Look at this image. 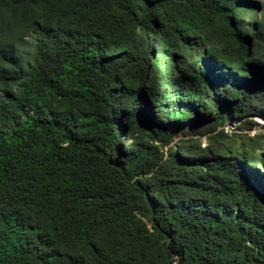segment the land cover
<instances>
[{
	"label": "trees",
	"instance_id": "obj_1",
	"mask_svg": "<svg viewBox=\"0 0 264 264\" xmlns=\"http://www.w3.org/2000/svg\"><path fill=\"white\" fill-rule=\"evenodd\" d=\"M256 117L264 0H0V264H264Z\"/></svg>",
	"mask_w": 264,
	"mask_h": 264
},
{
	"label": "rangeland",
	"instance_id": "obj_2",
	"mask_svg": "<svg viewBox=\"0 0 264 264\" xmlns=\"http://www.w3.org/2000/svg\"><path fill=\"white\" fill-rule=\"evenodd\" d=\"M259 16H261V14H259ZM255 120L257 121V124L250 130V132L252 133L254 131H264V118L263 117H256ZM234 123L228 124L227 127L232 128ZM176 134H177V136H181V135H183V131L181 129H178V130H176ZM200 140L203 144H206L208 142L205 136H200Z\"/></svg>",
	"mask_w": 264,
	"mask_h": 264
}]
</instances>
